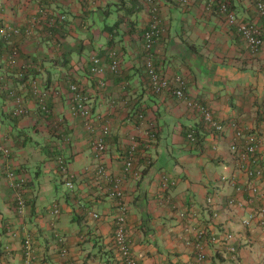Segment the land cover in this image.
<instances>
[{
  "label": "crops",
  "instance_id": "0c3cea01",
  "mask_svg": "<svg viewBox=\"0 0 264 264\" xmlns=\"http://www.w3.org/2000/svg\"><path fill=\"white\" fill-rule=\"evenodd\" d=\"M39 1L0 0V49L11 44L19 49L14 63L8 62L7 51L0 50V260L27 264L22 245L25 236L31 235L36 258L30 264H124L117 259L114 246L115 201L105 196L95 201L100 190L99 162L84 121L71 113L69 83L75 79L90 94L94 112L111 120L112 133L105 138L107 150L102 160L113 176L123 180L128 231L138 264H196L195 239L201 232L206 233L208 264H264V215L245 225L249 215L264 206V176L249 177L239 168L240 162L230 150L231 128L223 135L210 134L181 100L147 90L141 29L157 8L165 28L156 47L163 70L185 75L188 93L204 100L221 121L235 118L259 132L263 129L258 103L264 101V49L257 61L238 68L243 60L236 50L243 46L235 30L217 17L203 14L200 5L185 8L180 0H137L136 7L130 0H60L54 7L67 20L59 28H38L30 36L13 34L5 41L1 29L24 28L37 15ZM234 3L241 19L263 23L251 0ZM130 7L132 11H127ZM111 17L114 24L109 23ZM110 44L122 49L121 66L124 78L130 81L131 101L148 108L161 134L151 150L153 165L146 167L140 160L135 167L140 171L138 177L125 171L122 150L142 140L145 129L130 118L123 102L118 101L112 110L111 104L119 100L122 90L112 73L107 70L108 90L103 92L88 70L91 57L103 55ZM24 69L29 71L26 80L20 77ZM32 78L44 82L50 92L55 129L39 119L35 95L28 85ZM12 90L25 98L26 115H13ZM192 125L202 131V142L187 139ZM166 144L171 149L160 151ZM4 147L10 148V156L3 153ZM262 151L264 169V147ZM59 155L69 160L72 189L65 184L69 177L60 170ZM7 164L23 167L31 179L22 212L15 209ZM163 171L178 178L176 186L164 189ZM222 176H233L244 186L255 181L260 193L253 197L244 190L237 192L233 185L219 181ZM163 194L177 209L165 203ZM209 194H216L214 205L207 204ZM233 197L243 201V206H229L227 201ZM182 208L188 211L186 217L178 213ZM92 211L101 217L95 218ZM192 211L196 213L193 219ZM225 230L235 235L230 241L237 247L235 252L226 248L228 243L208 239ZM8 249L11 251H5Z\"/></svg>",
  "mask_w": 264,
  "mask_h": 264
},
{
  "label": "built area",
  "instance_id": "2783aa9c",
  "mask_svg": "<svg viewBox=\"0 0 264 264\" xmlns=\"http://www.w3.org/2000/svg\"><path fill=\"white\" fill-rule=\"evenodd\" d=\"M60 0H51V3H47L44 1H39V5L37 8V16L31 18L29 22L21 27H4L1 29V33L7 37V40H10L13 36L12 34H24L30 36L33 33L34 26L39 22H44L48 28L55 27L57 21H64L66 19V14L57 10L54 5ZM147 2H152V0H145ZM183 5H191L192 0H180ZM217 6L221 12L225 13V17L227 22L231 26L237 27V30L243 34V37L246 40L248 46H250L253 52L257 51L261 42H262V25H260L257 21H243L239 20L238 15L235 11L231 10L228 4L222 0L218 2L216 0H207L206 4H204L205 9L208 12H212L214 7ZM256 9L264 22V0H256L255 3ZM157 8H153L152 10V18L150 20L149 27L150 29L145 33L146 46L147 48L156 44L159 37L165 31L163 28L162 21L157 15ZM18 51L15 49L12 56L16 55ZM109 57L112 59V62L109 64V68L111 71L117 72L120 66V57L117 52V49H111L109 52ZM10 60L14 59L10 57ZM13 63V62H10ZM149 80H150V89L156 90L161 94H172L177 96L180 99L185 97V85L186 78L182 74H170L169 72L161 69L160 66H155L153 55L149 56L145 60ZM89 69L93 74L104 75V65L102 64L101 59L98 56H92L91 62L89 65ZM159 70V71H157ZM161 70V71H160ZM105 85V82H102ZM32 90L36 96V103L40 111L44 114L50 113L49 107V90L44 86H40L35 83L31 85ZM105 87V86H104ZM73 91L72 102H73V112L82 116L86 120L87 128L94 133V139L92 141L93 149L96 155L97 160L100 162L97 167V180L99 185V191H97L98 197H107L110 200H114L116 204V215H115V227H114V246L116 247V256L118 260L124 262V264H138V259L132 249L131 241L129 238L128 232V213H129V205L126 198L125 188L123 186V180L119 177L112 176L109 170L105 166L102 161V156L107 149V144L103 139V136L109 135L111 133L110 124L108 121L101 120L103 117L99 116L96 118L93 116V112L91 106L89 104L88 96L82 91L78 90V86L73 84L71 86ZM15 99V108L13 110V115L15 116H23L29 112V107L26 103V100L23 96H16L14 92L11 93ZM190 109L194 112V114L199 115L202 119H204L214 130L217 132L216 134L223 135L228 128H231L234 131V138L231 144L232 154L236 158L239 159L240 165L243 169H245L246 173L249 177L262 178L264 176V169L261 166V160L263 156V147H264V103L261 104L260 110L263 117L262 126L263 129L261 132L256 129L253 133L249 134V130L254 128L248 125L241 124L237 119L230 120L228 123L222 122L219 120L210 107L204 106L201 101L190 100L188 102ZM141 125L147 126L146 119L140 115ZM96 122V125H94ZM99 124V126H98ZM155 123L148 124V127L151 128L152 131H146L145 136L142 140H136L133 142L127 149L126 154L123 156L125 160V171L127 173L131 172L135 177L140 175V172L135 170L136 161V153L145 154L146 149L149 148L151 143L155 141V132L153 131L155 128ZM99 130V132H98ZM263 133V135H262ZM3 153L8 156L10 155V148L4 147ZM60 164V170L66 173V167L64 165V160L62 156L58 158ZM6 177L10 183V185L15 190L14 200H16V206L20 212L24 210L27 204V199L25 195L28 190L27 186V177L23 174L22 170H17L14 166H10L8 164L6 168ZM69 175V173L67 174ZM161 181L163 183L164 189L166 190L168 186H171L169 183V179L165 177V175H161ZM221 181L226 184L233 185L237 192H242V188L240 186H236V180L233 176H224L221 178ZM172 184L173 181L170 180ZM102 183V184H101ZM66 186L70 189L74 188V182L71 179H68L65 182ZM248 191L252 193H260L259 186L257 182L252 181L249 182ZM163 199H166L165 203H172V205L177 209V205H175L168 196L163 194ZM230 206H243V201L237 199L236 197L229 199L228 201ZM58 212V210H55ZM95 218L99 219L101 215L98 212H93ZM178 213L181 217H185L186 210L179 209ZM264 215V206L260 208V210L256 213L255 211L249 215V218L245 220L246 224H250L254 218L261 217ZM263 218V217H262ZM264 223V221H262ZM225 238L227 240H231L233 238V234L230 232H225ZM213 241H219L217 236L212 237ZM23 253L25 256V262L27 264L32 263L36 258V250L34 247V239L31 235H26L23 239ZM197 248L199 251L198 254V264H205V255L203 246L198 243ZM234 250V247H231ZM10 252L11 250H5ZM65 252V250H63ZM0 264H4L0 260Z\"/></svg>",
  "mask_w": 264,
  "mask_h": 264
},
{
  "label": "trees",
  "instance_id": "16d2710c",
  "mask_svg": "<svg viewBox=\"0 0 264 264\" xmlns=\"http://www.w3.org/2000/svg\"><path fill=\"white\" fill-rule=\"evenodd\" d=\"M41 1H44V2H47V3H51V0H41ZM131 1V3H132V7H136V5H137V3H138V1L137 0H130ZM206 1L207 0H192V4L191 5H189V6H187V5H183L181 2H180V4H181V6H183V7H187V8H190V7H193L195 4H198V5H200V7H201V9H202V11H203V14H206V15H209V16H213V17H217L218 19H220L224 24H225V26L226 27H228L229 29H234L235 30V34H236V38L240 41L241 40V43H242V46H243V48L240 46V45H238V47H237V49L238 50H236V51H239L240 52V54L241 55H238L239 56V58L241 59V60H243L242 61V63L240 64V66L241 67H238V68H240V69H245V67H246V65L247 64H250L249 62H250V60H253V61H257L256 59H258V56L262 53V51H263V49H264V22L262 23V24H260V25H262V31H263V33H262V42H261V44H260V46H259V48H258V50L257 51H255V52H253L252 50H251V48H250V46H248V44L246 43V40H245V38L243 37V34L242 33H240L238 30H237V27H235V26H231L228 22H227V20H226V17H225V13H223V12H221L220 11V9L217 7V6H215L214 7V9H213V11L212 12H208L206 9H205V7H204V4H206ZM217 2L219 1V0H216ZM222 1H224V2H226L227 4H228V6H229V8L231 9V10H233V11H235L236 12V6H235V3H234V0H222ZM252 1V3L253 4H255L256 3V0H251ZM55 4H57V3H55ZM132 7H130V8H126V10L127 11H132ZM127 14V13H126ZM237 14V13H236ZM238 15V14H237ZM37 16V15H36ZM260 16V15H259ZM38 17V16H37ZM238 18H239V20H243V21H250V20H244V19H241L239 16H238ZM66 20H67V18L64 20V21H57V23H56V25H54L55 27H51V28H48V26L42 21V22H39V23H37L35 26H34V28H33V33H35L36 32V30H38V28H41V29H43V28H47V30H56L57 28H59L60 26H61V24H63V23H65L66 22ZM261 20H262V18H261ZM255 21V20H254ZM253 20L251 21V22H254ZM120 22V21H119ZM119 22L117 23V24H119ZM163 25V24H162ZM150 29V27H149V24L146 26V27H144L143 29H141V38H142V45H141V52H142V56H143V59H144V68H145V79H144V83H145V87L147 88V90H149V92H151V94H154V95H160L161 93H158L156 90H153V89H150L151 87H150V80H149V76H148V72H147V68H146V64H145V60H146V58L147 57H149V56H151V55H153V57H154V62H155V66H160L161 67V69H163V67L161 66V64H160V62H159V59L157 58L159 55L157 54V51H156V47H157V44L160 42V40H161V36L159 37V39H158V41H157V43L156 44H154V45H152L151 47H149V48H147V46H146V39H145V33L148 31ZM2 34V33H1ZM13 35V34H12ZM47 35L48 36H50L48 33H47ZM2 36L4 37H2L5 41H7V42H9V40H7V37H5L3 34H2ZM3 44V43H2ZM1 44V45H2ZM0 45V46H1ZM18 46H16V45H13V44H11V46H9V45H7V46H3L1 49H4L5 50V52L7 51L8 52V62H13V60H10V57H12L14 60H15V58L17 57V55H18V53H19V49L17 48ZM0 49V50H1ZM17 50L18 51V53L14 56H12L11 54L13 53V51L14 50ZM111 49H117V52H118V54H119V57H120V66H119V70L117 71V72H113V71H111L110 70V68L108 67L109 66V64L112 62V59L109 57V54H108V52L111 50ZM93 56H98L100 59H101V61H102V64L104 65V75H102V76H100V75H97V74H93L91 71H90V69H89V66H88V70H89V72L93 75V78H94V80H95V82H96V84H97V86H98V90L99 91H103V92H105V91H107L108 90V77L107 76H105L106 75V73H107V70H109L111 73H112V77L114 78H116V80H115V78H114V80H113V78H112V80L114 81V83H117V84H120L121 85V88H122V90H121V95L119 96V100L116 98V100H113V102H112V104H111V108H112V110H113V108H115L116 107V105H117V103H118V101H121V102H123L124 103V105H126L127 107H128V115L130 116V118L135 122V124L136 125H138V126H142V127H144V129H145V132L146 131H152L151 130V128H149L148 127V124H150V127H152V125H151V123H155L154 124V126H155V128L156 129H154L153 131L155 132V141L153 142V143H151V145L149 146V148H147L146 149V153L145 154H139V153H136V155H135V157H136V161H137V164L140 162V160H144L147 164V166L146 167H149V166H152L153 165V162H154V158H153V156H152V154H151V150L152 149H155L156 148V146L158 145V142H160V139H161V134H160V130H159V126L157 125V123H156V121L155 120H153L152 118H151V112L148 110V108L146 107V106H143L142 104H136V103H133L132 101H131V99H132V96H130V87H131V85H130V81H129V78H124V74H123V71L124 70H122V66H121V63H122V58H123V53H122V49L119 47V46H116V45H112V44H110V45H108L105 49H104V54L103 55H93ZM90 62H91V60H90ZM14 63V62H13ZM246 63V64H245ZM245 64V66H243ZM90 65V64H89ZM157 71H159V70H157ZM161 71V70H160ZM29 73V71H26L25 69L22 71V73H20V77L22 78V80H26V79H28V77H27V74ZM29 76V75H28ZM95 76V77H94ZM96 78V79H95ZM74 81H70V83H69V88H70V91H71V95H69V99H70V109H71V113H72V115L73 116H75V117H80V118H82V120L84 121V124H85V127H86V129L89 131V133L91 134V136H90V143H91V147H92V149H93V145H92V141H93V139H94V134H96V133H94L93 131H91V130H89L88 128H87V125H86V120L82 117V116H80V115H78L77 113H75L74 114V112H73V109H72V107H73V102H72V95H73V91H72V89H71V86L73 85V84H76L77 86H78V90L79 91H82V92H84L85 94H86V96H88V99H89V104H90V106H91V109H92V112H93V116L94 117H96V118H99V116H101V117H103V119H101V120H104V121H108L109 122V124H110V130H111V120L109 119V117L108 116H104V115H102V114H100V113H95L94 112V110H93V106H92V103H91V97H90V94L85 90V88L81 85V84H79L75 79H73ZM110 80V79H109ZM118 80V81H117ZM76 81V82H75ZM187 81V80H186ZM102 82H105V85H103L102 84ZM35 83H37V84H39L40 86H42V87H46V85L44 84V82H38V80H36V79H30L29 80V83H28V85H29V87L31 88V92H32V94H34V92H33V90H32V87H31V85L32 84H35ZM106 88H105V87ZM16 89V88H15ZM48 89V88H47ZM97 90V91H98ZM15 91V92H14ZM12 92H14L15 94H16V96H19L16 92V90H12L11 91V93ZM185 97L183 98V99H180V98H178L177 96H175V95H172L173 97H175V98H177L178 100H181V102H183L185 105H186V107H187V109H189L191 112H192V114L193 115H195L194 114V112L192 111V109H190V107H189V104H188V102L190 101V100H196V101H201L203 104H204V106H206V107H210L204 100H202V99H199V98H196V97H192L189 93H188V90H187V85H185ZM35 95V94H34ZM35 99H36V96H35ZM262 103H264V101H261V103L259 102L258 103V106L260 105L261 106V104ZM49 107H50V113L49 114H44L42 111H40V109H39V111H37L38 112V115H39V119H43V121L47 124V126H50V127H54V129L56 128V121L55 122H53V113H54V111H53V107H52V105L50 104V102H49ZM212 110V109H211ZM213 111V110H212ZM140 115H142L145 119H146V121H147V126H143V125H141V118H140ZM260 118H261V123H262V120H263V117H262V114H261V111H260ZM201 118V117H200ZM235 119V118H234ZM231 120H233V119H231ZM201 121L202 122H200L201 124H202V127H203V129H205L206 131H208L210 134H216L217 132H215V130L204 120V119H202L201 118ZM239 122V121H238ZM53 123H55V124H53ZM242 123L241 122H239V125H241ZM94 125H96V122H94ZM98 126H99V124H98ZM242 126V125H241ZM250 126V125H249ZM245 127H248V125L247 126H245ZM251 127H253V126H251ZM249 128V127H248ZM202 129V128H201ZM257 128H252V129H250L248 132H249V134L250 133H253L255 130H256ZM98 132H99V130H98ZM111 133H112V130H111ZM111 133L109 134V135H105V136H103V139H104V141L106 142V140H105V138L107 137V136H110L111 135ZM263 134V133H262ZM186 135H187V139L189 140V141H191L192 143H200V142H202L203 141V137H202V131L198 128V126H193L192 125V127H190L188 130H187V132H186ZM107 144V143H106ZM230 150H231V152H232V148H231V145H230ZM93 151H94V149H93ZM126 150H122V156H124L125 154H126ZM233 153V152H232ZM10 154H11V152H10ZM8 156H10V155H8ZM59 156H62L63 157V160H64V165H65V167H66V173H64L65 175H67L68 173H69V175H68V179H70L71 178V176H70V168H69V160L64 156V155H59ZM59 158V157H58ZM238 159V158H237ZM238 161H239V159H238ZM262 161V160H261ZM261 163V162H260ZM137 164H136V166H137ZM17 170H19V169H21L22 170V172H23V174L27 177L26 179H27V181H26V183H27V186H28V189H29V185H30V183H31V179L29 178V176L26 174V172H25V170L23 169V167H17V166H14ZM242 166L241 165H239V168H241ZM161 175H165V177H167L168 179H169V183L171 184V186L173 187V186H176L177 185V183H178V178L176 177V176H172L169 172H166V171H163V172H161ZM222 177H224V176H222ZM222 177H220L219 178V181L220 182H222V183H225V182H223V181H221V178ZM170 180L171 181H173L174 182V184H172V182H170ZM235 180H236V186H240L241 188H242V191L244 190V191H247L248 193H250L249 191H248V189H249V186L247 185H243L242 183H240L238 180H237V178H235ZM218 184H220V183H218ZM166 190H168V188L166 189ZM215 189L212 191V193H215ZM251 194V193H250ZM257 194V192L256 193H252L251 194V196H255ZM213 195H216V194H209V195H207V204H209V206L210 205H214V197H213ZM165 196H167V195H165ZM25 197H26V199H27V195H25ZM234 198V197H233ZM252 198V197H251ZM100 199H102V197H97V198H95V201H98V200H100ZM231 199V198H230ZM249 199V198H248ZM27 203H28V200L26 201ZM228 202V201H227ZM229 203V202H228ZM14 204H15V209H16V211L17 212H20L19 211V209L17 208V206H16V200L14 201ZM168 204H172V203H168ZM188 212V211H187ZM185 217H186V215H185ZM129 238H130V235H129ZM9 250V249H8ZM197 254V251H196V253H195V255Z\"/></svg>",
  "mask_w": 264,
  "mask_h": 264
},
{
  "label": "clouds",
  "instance_id": "9594fccd",
  "mask_svg": "<svg viewBox=\"0 0 264 264\" xmlns=\"http://www.w3.org/2000/svg\"><path fill=\"white\" fill-rule=\"evenodd\" d=\"M185 76V75H184ZM186 77V76H185ZM215 114V113H214ZM197 115V114H196ZM199 116V115H198ZM200 117V116H199ZM217 117V116H216ZM220 120V119H219ZM223 122V121H222ZM127 149V148H126ZM107 150V149H106ZM106 152V151H105ZM96 156V155H95ZM97 159V158H96ZM103 161V160H102ZM97 162H99L98 160H97ZM104 162V161H103ZM100 163V162H99ZM136 164H137V162L135 163V167H136ZM125 169V168H124ZM109 170V169H108ZM136 170V169H135ZM138 171V170H137ZM140 172V171H139ZM111 174V173H110ZM113 176V175H112ZM163 184V183H162ZM168 187H171V186H168ZM167 187V188H168ZM229 201V200H228ZM229 205V204H228ZM230 206V205H229ZM232 207V206H231ZM184 209V208H183ZM186 210V209H185ZM186 214H187V210H186ZM195 215H196V213H195V211H192V219L195 217ZM252 223V222H251ZM251 223L250 224H246L245 223V225L246 226H249V225H251ZM129 232V231H128ZM225 232H227V230H225L223 233H222V235H220V234H217V235H211L208 239L210 240V241H213L212 240V237L213 236H217L218 237V239H219V241H213V242H215V243H221V244H226V243H228L229 245H227L226 246V248L227 249H229V250H231L232 252H235L236 250H237V247L235 246V245H231L230 244V241L231 240H233L234 238H235V235H234V233L233 232H231V231H229L228 230V232H230V233H232L233 234V238L231 239V240H227L226 238H225ZM205 232H201V233H199V234H197V237H196V239H195V246H196V250H197V254L195 255V258H196V264H198V254H199V251H198V248H197V244L198 243H200L202 246H203V250H204V255H205V264H208V262H207V257H206V249H205V245H206V243L204 242V237H205ZM223 240V241H222ZM231 247H234L235 249L234 250H232L231 249Z\"/></svg>",
  "mask_w": 264,
  "mask_h": 264
},
{
  "label": "rangeland",
  "instance_id": "374dc122",
  "mask_svg": "<svg viewBox=\"0 0 264 264\" xmlns=\"http://www.w3.org/2000/svg\"><path fill=\"white\" fill-rule=\"evenodd\" d=\"M109 23H112V24H114V21H113V17H111V18H109ZM102 40L104 41V39L102 38ZM163 146V145H162ZM168 148H170L171 149V144L170 145H168V144H166L163 148H161L160 149V151H162V152H165L166 153V151H167V149ZM7 166H8V164H7ZM7 166H6V168H7ZM157 167H159V165L157 166ZM6 168H5V171H6Z\"/></svg>",
  "mask_w": 264,
  "mask_h": 264
}]
</instances>
